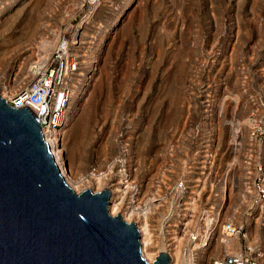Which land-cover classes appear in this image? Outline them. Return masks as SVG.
<instances>
[{"label": "rangeland", "instance_id": "374dc122", "mask_svg": "<svg viewBox=\"0 0 264 264\" xmlns=\"http://www.w3.org/2000/svg\"><path fill=\"white\" fill-rule=\"evenodd\" d=\"M79 2L1 1L0 89L13 92L27 82L29 64L52 53L60 38H70L83 16L77 11ZM114 2L113 9L98 8L104 29L108 28L99 42L105 46L99 71L91 89L70 108L62 146L71 174L95 181L112 172L113 159L131 146L127 157L136 162V179L149 183L145 195L154 196L155 190L165 194L166 207L155 209L173 214L182 194L170 191L181 176H190L189 162L198 152L200 140L194 136L202 127L201 88L226 104L229 114L236 102L242 105L248 123L242 132L252 138L249 147L253 151L264 144V78L257 63H264V0H134L125 10L126 0ZM253 119L260 121L258 127L252 128L248 120ZM217 161L214 169L223 164ZM170 165L176 175L165 172ZM199 191L202 199L192 209L193 218L184 221L186 229L194 225L200 210L196 207L205 205V180ZM151 209L145 206L144 215L147 224L155 226L161 245L163 224L158 215L157 223L149 220ZM178 237L168 251L173 264L180 263L185 241ZM218 253L217 247L210 257ZM193 261L208 264L201 254Z\"/></svg>", "mask_w": 264, "mask_h": 264}, {"label": "water", "instance_id": "95a60500", "mask_svg": "<svg viewBox=\"0 0 264 264\" xmlns=\"http://www.w3.org/2000/svg\"><path fill=\"white\" fill-rule=\"evenodd\" d=\"M108 196L75 195L36 117L0 97V264H149L134 224L107 213Z\"/></svg>", "mask_w": 264, "mask_h": 264}, {"label": "built area", "instance_id": "2783aa9c", "mask_svg": "<svg viewBox=\"0 0 264 264\" xmlns=\"http://www.w3.org/2000/svg\"><path fill=\"white\" fill-rule=\"evenodd\" d=\"M114 6L115 2L112 9ZM77 11L83 16L71 30L70 38L59 39L46 63L36 58L29 64L27 83L13 92L7 90L10 93L6 100L8 106L30 110L50 150L53 145L49 141L53 139L54 146L62 148V134L68 126L70 108L76 102L81 75L87 66L83 62L102 55L91 49L77 52L72 43L74 31L84 26L82 30L89 31L98 44L108 31L104 29L105 21L98 16L100 10H94L89 2L82 3ZM78 55L85 59H77ZM248 121L252 128L259 126L260 121ZM243 139L238 164L230 166L228 159L221 172L209 180L203 199L206 205L196 207L200 210L195 215L197 219L191 222L193 227L187 230L185 226L179 233L185 237L179 250V264H191L189 256L200 254L207 256L208 264H264V144L260 143L257 150L252 151L249 147L252 138L244 136ZM217 247L219 253L210 257ZM168 256L172 264V257Z\"/></svg>", "mask_w": 264, "mask_h": 264}, {"label": "bare ground", "instance_id": "6f19581e", "mask_svg": "<svg viewBox=\"0 0 264 264\" xmlns=\"http://www.w3.org/2000/svg\"><path fill=\"white\" fill-rule=\"evenodd\" d=\"M86 1L90 3L94 10H98L99 6L112 9L113 5V0H80L79 3L81 5ZM133 1L134 0H126L124 10L126 7L130 9ZM112 26L113 28L114 26H117L116 20L113 22ZM82 29H84V26H81L80 29L74 31L72 43L74 44L77 52L83 49H91L93 52H101V50L105 47L104 44L95 43L90 32ZM51 54L52 53L48 54L47 56H38V61L41 63H46ZM75 57L77 59H85L79 55ZM91 58V60L89 59L88 61L83 62V65L87 66L85 67V72L83 75H81L84 82H81L77 97H81L86 92H88L97 78L96 75L99 71L100 58L94 56ZM259 62L257 63L261 68L258 70L261 73V76L264 78V63L261 61ZM253 64L256 65L254 62ZM14 80H16V78ZM201 89L202 90L199 91L204 96L200 107L202 112V127H200L201 129H199V131H197L194 136L200 140L196 144V146H198V152L194 154L195 157L191 163L188 161L189 166L187 174L190 176H181L183 178L174 182L173 188L170 191V194L172 192L176 193L177 191H180L182 194L178 196V200L175 202L177 206L176 211L173 214L167 212L162 215L158 209V211L155 209L156 207L162 209L167 203V196L157 192L154 189L156 188L155 184H157V182L152 183L154 184L153 191L155 190L154 196L149 197V195H145L146 188L149 183H147V181L142 183L136 179V162L132 159V157H127L133 150L131 146H128L126 150H122L119 155L113 159V167L110 166L113 169L112 172H109L107 175L103 176L101 181H95L92 177L88 178L87 175L86 177L73 176L71 174L70 166L67 162L63 146L62 148H56L54 146L55 139L49 141V143H51L50 145H53L51 150L57 161L60 174L62 175L65 184L73 191L75 195H80L82 192L87 190L94 194L107 191L109 194L107 213L112 218H115L119 215V218L126 224H134L139 234L141 257L149 264L153 263L162 253L169 255L168 251H171L179 233L182 231V228L186 226L184 221L193 218L192 209L202 199L201 196L203 194L200 195L199 190L201 189L204 180L206 181L207 187L209 180L221 172L223 165L226 162L225 161L223 163V160L221 162V159H224L226 156H232L229 160L230 166L231 164L237 165L239 162V158L236 157V154L239 150L238 148L241 147L244 142V133L242 131H244L248 126L246 119H244L242 116V105L238 107L236 102L234 107H232L233 109L231 110V113L229 114L227 112L226 104H221L220 100L217 98H211L208 94H205L204 92H207L206 88ZM9 96L10 93L7 90L0 89V97L5 102ZM230 97L227 98L228 101L230 99L228 102L229 104L233 101ZM76 112L77 111L74 113ZM225 132L228 136L225 134ZM224 134L227 136V138H224ZM238 141L239 144L236 145L235 143ZM217 158L218 165L221 163L223 164L221 167L217 166V168L214 169ZM186 164L188 163H185V165ZM165 172L176 175L175 167L172 165L167 166ZM94 184H96L95 188L92 186ZM145 206L152 208L150 212L151 219H149L151 222L157 223V218H154L157 215L161 219V224H163L162 226L164 230V240H162L163 242L161 245H157L156 242L157 237L155 236V226L152 224H147L148 222L144 215ZM194 258L197 257H194L193 255L189 256L188 262L192 264Z\"/></svg>", "mask_w": 264, "mask_h": 264}]
</instances>
